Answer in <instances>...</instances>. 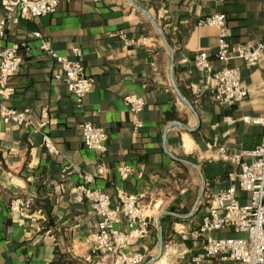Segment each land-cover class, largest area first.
Here are the masks:
<instances>
[{
  "label": "crops",
  "instance_id": "obj_1",
  "mask_svg": "<svg viewBox=\"0 0 264 264\" xmlns=\"http://www.w3.org/2000/svg\"><path fill=\"white\" fill-rule=\"evenodd\" d=\"M133 1L152 18L129 0H60L56 13L10 22L0 38V51L18 42L35 46L23 54V64L10 80L15 93L0 101V264H90L86 257L99 222L87 201H73L82 172L92 175V187L104 190L113 201L119 190L144 196L145 214L154 223L150 238L134 240L125 250L157 256L158 215L174 213L161 218L166 239L176 224L200 225L215 206L211 196L230 187L229 173L240 169L232 157L263 140V127L242 118L264 113L257 89L264 65L249 69L239 58L220 61L217 28L199 26L198 21L224 13L233 45L262 43L264 0ZM4 2L0 0V18ZM35 32L49 39L58 54L83 50L85 68L96 81L82 108L56 78L60 66L38 48ZM122 33L140 41L125 49ZM200 50L210 54L215 69L240 68L243 82L251 88L243 103L228 107L213 99L210 74L195 67ZM130 94L146 102L137 115L125 103ZM1 104L29 108L34 124L46 108V132L57 154L44 149L40 133L4 123ZM231 116L236 121L229 124ZM136 119L142 122L139 129H134ZM86 120L108 133L105 152L85 145ZM241 158L249 160L246 155ZM121 164L132 170L126 179L117 169ZM65 166L73 169L65 172ZM238 197L249 202L246 192L239 191ZM14 199L30 201V208L12 211ZM118 227L125 230L128 225L122 221ZM214 235L236 234L222 230Z\"/></svg>",
  "mask_w": 264,
  "mask_h": 264
},
{
  "label": "built area",
  "instance_id": "obj_2",
  "mask_svg": "<svg viewBox=\"0 0 264 264\" xmlns=\"http://www.w3.org/2000/svg\"><path fill=\"white\" fill-rule=\"evenodd\" d=\"M60 0H5L4 13L0 18V38L6 34L7 25L12 22L18 24L21 20L33 19L57 12ZM264 10V2H263ZM199 26H214L218 33V51L216 57L220 61H229L239 58L244 66L252 69L264 65V41L262 43H246L233 45L228 24V16L224 13H214L198 21ZM124 48L139 42L128 35L120 34ZM39 40L38 48L55 60L61 69L56 75L62 80L73 94L78 108L83 107L85 96L90 93L95 84V78L90 75L83 63V50L73 48L71 55L58 54L52 42L39 32L34 33ZM34 44L29 41L18 42L3 48L0 51V101H7L15 93L10 80L14 77L24 61V55L32 52ZM195 67L200 71L208 72L209 88L213 99L228 106L243 103L251 92L249 85L242 80L239 67L215 69L212 66L211 56L205 50L195 54ZM262 93L264 104V79L257 85ZM133 114L142 112L146 106L143 97L130 94L125 99ZM1 118L7 125L17 123L40 133L43 139L42 146L50 154H57V147L53 138L46 132L49 124V111L45 108L39 114L37 124L31 119V110H20L1 104ZM245 122L258 124L264 129V113L259 116H245ZM234 117H228L229 124L235 122ZM142 122L134 121V129H139ZM82 137L87 147L105 152L109 140L108 133L100 124L86 120L82 126ZM246 155L249 160H242ZM240 167L239 171H232L228 175L231 186L217 191L211 196L215 206L201 218L200 225L193 228L174 225L168 238L173 252L165 250L163 255L168 258V264H173L172 258L180 259L184 264H264V137L263 140L243 154L232 157ZM70 166L64 171L70 172ZM77 169V168H74ZM123 178H128L132 172L126 164L117 168ZM83 181L74 187L73 201L81 203L87 201L91 211L98 218V230L93 237V245L86 257L90 264H146L155 255L135 252L128 253L125 249L134 240H147L150 237L153 220L145 214L147 206L143 202L144 196L128 194L119 190L117 199L100 188L92 187L94 177L82 172ZM249 194V202L240 201L238 192ZM12 211L23 207L30 208V201L14 199L10 203ZM126 221L128 228L121 229L118 224ZM229 230L234 236H215L217 231ZM168 244L166 245V247ZM156 261L150 263L155 264Z\"/></svg>",
  "mask_w": 264,
  "mask_h": 264
},
{
  "label": "water",
  "instance_id": "obj_3",
  "mask_svg": "<svg viewBox=\"0 0 264 264\" xmlns=\"http://www.w3.org/2000/svg\"><path fill=\"white\" fill-rule=\"evenodd\" d=\"M129 1H131L136 7H138V9L140 10V11H142L143 13H145L149 18H152L151 16H150V14L148 13V11L144 8V7H142L140 4H138L136 1H133V0H129ZM173 66H174V64H172V68H173ZM174 69V68H173ZM175 84V83H174ZM175 89H176V91L178 92V94H179V96H181V97H183L182 96V94H181V92H180V89L178 88V86L175 84ZM184 98V97H183ZM180 124H182V123H180ZM179 124V125H180ZM183 126H186V125H184L183 124ZM186 128H187V126H186ZM188 129V128H187ZM188 130H190V129H188ZM173 214L174 215V213H172V212H169V211H166V212H163V213H161V214H159L158 215V217H157V220H158V226H159V249H158V255L157 256H155L153 259H151L148 263H146V264H150V263H152V262H154V261H157L158 259H160L161 257H162V253H163V246H164V238L165 237H163V220H161V218L164 216V215H166V214Z\"/></svg>",
  "mask_w": 264,
  "mask_h": 264
},
{
  "label": "rangeland",
  "instance_id": "obj_4",
  "mask_svg": "<svg viewBox=\"0 0 264 264\" xmlns=\"http://www.w3.org/2000/svg\"><path fill=\"white\" fill-rule=\"evenodd\" d=\"M220 236H222V235H220ZM168 244V246L166 247V245ZM159 245H157V250L159 249V247H158ZM173 248H175V247H173V246H171L170 244H169V238H164V246H163V253L165 252V250H170V251H172V249ZM172 261H173V264H177V262H180V259H177L176 257H173L172 258ZM185 263V261L184 262H181V263H178V264H184ZM164 264H168V260H167V262H164Z\"/></svg>",
  "mask_w": 264,
  "mask_h": 264
},
{
  "label": "bare ground",
  "instance_id": "obj_5",
  "mask_svg": "<svg viewBox=\"0 0 264 264\" xmlns=\"http://www.w3.org/2000/svg\"><path fill=\"white\" fill-rule=\"evenodd\" d=\"M174 250L172 249V252H173ZM163 257H166V259H165V262H167V256L166 255H162V257L160 258V259H158L156 262H155V264H164L163 262H160L161 261V259L163 258Z\"/></svg>",
  "mask_w": 264,
  "mask_h": 264
}]
</instances>
